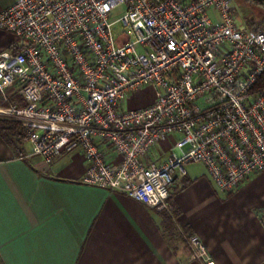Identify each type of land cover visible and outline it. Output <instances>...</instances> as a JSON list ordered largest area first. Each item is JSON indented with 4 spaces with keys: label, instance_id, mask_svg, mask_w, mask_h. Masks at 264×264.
<instances>
[{
    "label": "built area",
    "instance_id": "2783aa9c",
    "mask_svg": "<svg viewBox=\"0 0 264 264\" xmlns=\"http://www.w3.org/2000/svg\"><path fill=\"white\" fill-rule=\"evenodd\" d=\"M0 31L17 42L0 53V93L19 88L23 142L46 165L79 152L85 184L156 211L169 210L187 164L203 165L224 194L264 171V87L254 89L264 30L238 26L231 0H16L0 12ZM145 89L149 105L119 107ZM171 135L170 158L147 161ZM186 243L209 263L197 236Z\"/></svg>",
    "mask_w": 264,
    "mask_h": 264
},
{
    "label": "crops",
    "instance_id": "0c3cea01",
    "mask_svg": "<svg viewBox=\"0 0 264 264\" xmlns=\"http://www.w3.org/2000/svg\"><path fill=\"white\" fill-rule=\"evenodd\" d=\"M15 1L0 0V12ZM260 3L249 4L253 13L241 27L264 30ZM16 44L11 34L0 31V53L14 54ZM139 99L146 101L129 106ZM152 101V91L145 89L122 108L138 109ZM25 107L17 86L0 93V121L22 125L15 112ZM23 137L22 154L16 155L0 136V264H202L186 245L192 235L206 248L208 264H264V171L224 194L203 165L200 170L187 164L169 210L156 211L119 192L85 184L81 153L63 154L46 165ZM177 139L164 138L146 160L165 163ZM104 152L108 163H119L110 148Z\"/></svg>",
    "mask_w": 264,
    "mask_h": 264
},
{
    "label": "trees",
    "instance_id": "16d2710c",
    "mask_svg": "<svg viewBox=\"0 0 264 264\" xmlns=\"http://www.w3.org/2000/svg\"><path fill=\"white\" fill-rule=\"evenodd\" d=\"M264 87V73L257 80L254 89ZM0 136L12 148L16 155L22 154V137L24 136V128L20 123L0 121Z\"/></svg>",
    "mask_w": 264,
    "mask_h": 264
},
{
    "label": "rangeland",
    "instance_id": "374dc122",
    "mask_svg": "<svg viewBox=\"0 0 264 264\" xmlns=\"http://www.w3.org/2000/svg\"><path fill=\"white\" fill-rule=\"evenodd\" d=\"M231 1H232V5L235 8L234 17H235L236 23L238 26H242L241 25L242 21H243L242 19L246 18L248 15L252 14L253 9L248 3H246L242 0H231ZM122 14H123V7L116 8L110 14L111 21L118 19ZM145 101H146V99L134 100V101H131V103H129V106L134 107L136 105H141V104L145 103ZM123 106H124V103L121 104V106L119 105V107H121V108ZM193 164H194V165H192L193 168L196 167L197 169L203 170V166L201 164H199V163H193ZM186 240H187V238H186ZM186 245H187V243H186Z\"/></svg>",
    "mask_w": 264,
    "mask_h": 264
}]
</instances>
